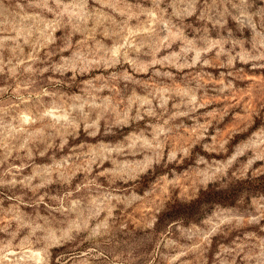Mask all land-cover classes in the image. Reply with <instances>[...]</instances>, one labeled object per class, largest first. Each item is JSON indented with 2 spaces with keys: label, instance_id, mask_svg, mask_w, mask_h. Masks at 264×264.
Masks as SVG:
<instances>
[{
  "label": "rangeland",
  "instance_id": "rangeland-1",
  "mask_svg": "<svg viewBox=\"0 0 264 264\" xmlns=\"http://www.w3.org/2000/svg\"><path fill=\"white\" fill-rule=\"evenodd\" d=\"M0 264H264V0H0Z\"/></svg>",
  "mask_w": 264,
  "mask_h": 264
}]
</instances>
